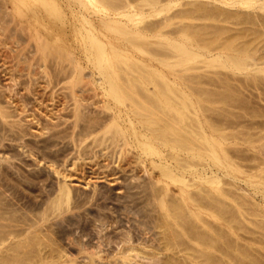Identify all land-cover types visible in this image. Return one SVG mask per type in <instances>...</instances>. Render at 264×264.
Masks as SVG:
<instances>
[{
    "label": "bare ground",
    "instance_id": "bare-ground-1",
    "mask_svg": "<svg viewBox=\"0 0 264 264\" xmlns=\"http://www.w3.org/2000/svg\"><path fill=\"white\" fill-rule=\"evenodd\" d=\"M37 1L41 4L42 11L45 10L44 12L48 18L50 17L48 15L53 13L60 18L59 21L68 23L71 30L70 33H72L73 37L80 43V47H77L80 48V52L84 54L85 59H87L90 65L97 70L100 75V83H102L100 85H102L104 95L108 96L112 102L107 101L103 103L104 110L108 111L110 114V121L104 122L105 120L101 117V114L96 113V111L91 114L89 112L90 106L85 104V101L83 103V100L76 96L77 98L75 97V106L73 110L74 119H72V122L67 127H62L63 125L60 126L62 128H57V124L59 126V123H56L54 127L52 126L53 129L50 135L56 139V137H60L63 133H67L69 129H73L72 131L74 132L77 128V132L83 135V137L85 134L92 136V132L98 128L97 131L100 132L93 136L94 139H92L95 143L102 146L104 145L106 148L109 146L108 144L120 146L119 152L121 154H119L122 156L121 158H125V160L128 161L136 156L134 153L136 152L139 154L138 157L141 158L142 155L145 156L150 160V163L152 162L151 164L152 166L154 165V168H158L157 170L160 173V175L159 173L158 175L160 177L154 180L151 188L152 190L156 188L161 191L157 192V190H154L153 192L156 191L157 194L163 192L164 197L162 196L163 198L161 197L160 199L157 197L154 198L152 192L151 196H153L154 199H159V202L157 200V202H154L159 204L158 207L163 209V211L160 210L162 211V215L159 214L161 215V230L158 240H160L161 246L159 247L166 252L164 264H264V251L262 254L261 250L259 252L257 249V254H254L246 249V246L240 247V243L238 242L237 244L236 240L238 237L234 239L235 237L233 238L231 236L232 233H229L230 230H225L226 227H223L221 224H216L215 226L210 223L212 221H206V219L202 217V209H207L209 215L214 217V220L221 219L232 228L237 227L236 224L241 225V220L238 221L239 219L237 220L236 218L237 208L235 209L234 205L232 206V203L228 201L232 190L230 188L225 189L227 187L224 188L222 186L223 180H221L222 175H228L232 179L239 178L238 174L235 176L234 171L243 173L244 182L247 183L250 188H253V190H251L253 194H249V197H245L246 199L243 200H249L247 208L253 211H264V161L259 159L262 156L258 158L256 154L246 155V153H244L248 156L245 157V155L241 156L243 152L240 154L237 151V160L235 161L234 156L226 146L227 142L230 141L229 134L224 133V130V132H222V128L219 127L217 122L215 123L212 121L215 119L213 117L218 115V112H215L216 115L211 117L213 119L210 120L211 118H208L205 113V109L208 107L204 106L206 104H203L202 99L194 100L195 97H193V93L191 94L184 89V87H187V89L194 90L196 87H199L198 85L202 83V76H205V73L200 71L201 68H204V70L206 68V71L207 68H212V73L215 74L214 77H216V75L219 76L222 72L221 70H229L233 74L243 75L250 84H264V0H186L185 2H180L184 7L173 14L163 13L168 11L172 6V0H167L165 3L161 0H65L67 9H64L65 7L63 8V6H65L63 5L64 2L60 0H0V4L5 6L7 2H10L13 5L12 7L16 11L13 10L15 12L14 14L17 16L13 19L16 22V26H18L16 31L19 28L21 33L25 35V31H23L25 30L24 23L19 17L22 18L25 15V11L29 9V12H26V17H28V19L30 18V20H32V18H34V20L38 19L40 9H36L32 5V2H36L37 4ZM24 6L25 8L27 7L26 10L23 9ZM224 6L226 8L229 7L230 12L225 11L223 8ZM231 8H236L237 11ZM162 13L164 15L160 16L159 19L156 17L157 20L155 21L148 19L149 16H157ZM12 14L13 12L11 16H13ZM3 17H6L4 13ZM175 18L177 20H174ZM228 18H235L237 20V41L235 38H232L231 35H225L231 28L224 23V20L228 21ZM196 19L205 20L207 22H194ZM221 21H223L224 24H221ZM61 22H59V24H61ZM53 24H56L55 21ZM170 25L174 26H172V28L170 27V29H166V27ZM47 26H49V24ZM44 29V33L36 29L30 34L31 36L28 34L36 43H33L36 45V47L34 46L36 49V56L34 55V58L36 57L42 60L41 62L45 60L48 61V58H53L56 61L55 67L57 68L55 69L56 72L57 70L59 71L58 73H62V71L67 72V68H64V63L67 60V65L68 63L71 65V67L68 68L71 69L69 71V76L72 73L73 78L72 81L68 79L70 80V84L67 83L68 90L64 87L65 90H70V92L74 94L77 92H75L77 87L79 88L80 86V89L83 88L82 84L85 89L86 86H89L87 84L91 80L89 81L87 79V84H84L85 82L80 83L81 80H83L80 78V72L82 71L80 68L81 64L79 63V65L77 61L75 62L76 58L74 60L71 57V53H68L70 49L66 50L56 44V39L54 40L55 43L50 42L51 40L48 41L47 36L54 33V31L49 30L50 28L48 27ZM0 33L1 37H6V26H1ZM2 41L4 43V39ZM133 52L141 56H133ZM17 56L18 55H16V57ZM72 56H74V53ZM25 58L26 57L23 59L24 61L26 60ZM55 61H53V63ZM154 61L157 62V66L153 64ZM26 63L28 64V62ZM82 69L84 68L82 67ZM187 70H195V72L187 74L185 73ZM82 76L85 77L84 75ZM204 76L203 78L205 79ZM212 78L213 75L209 77L210 80ZM58 80L60 79L58 78ZM218 80L221 84L223 83L224 86H227L226 92L228 91V93L224 92L222 95L221 92V94L219 95L218 93L219 96L216 97L214 95H217V93H214L212 97L210 90L208 92V89L203 87L206 91L199 89L200 93H198L199 91L197 90L198 95L200 96L202 93V96L204 98L206 97V99H208V97H212V100L216 98L214 101L220 98L222 102L226 97L228 100L230 96L233 97V95L227 96L231 91V86L227 83L229 80L228 76L225 75ZM65 83L66 82H64V84ZM53 85L55 86L56 84ZM53 85L51 87H54ZM202 86L204 85L202 84ZM86 89L88 91L87 87ZM65 90H63V93ZM92 91L93 89L90 92ZM66 93L67 92H65V94ZM67 94L72 97V95H69L70 93ZM80 100H82V102ZM220 100L218 101L220 102ZM88 101L86 103H88ZM201 101L202 103H200ZM97 105L100 106L99 104ZM4 108L0 105V114L6 117L7 110L5 111ZM208 110V114L214 111L212 108H208ZM222 111H220L219 114ZM225 112L226 111H224V113ZM9 113L10 112L7 114ZM200 113H203V117ZM204 114H206V116ZM241 114H243V112L241 113L240 111L239 115ZM251 114L254 113L251 112ZM243 115L245 116V114ZM222 118L221 116V119ZM240 119L241 118H239V120ZM223 120L225 121V119ZM228 122L227 124L229 125ZM51 124H53V122ZM102 125L103 127L100 130L99 127ZM208 129H210L209 132ZM249 131L251 130L249 129ZM48 132H50V130ZM231 136L234 139L235 136ZM259 136L257 142L261 139ZM240 138L237 136V140H240ZM243 138L244 139L241 141L246 142L249 146H258L249 133L248 136H243ZM75 141L77 142V140ZM253 142H255V145L252 146V144H254ZM261 142L259 143L263 146ZM81 143L83 144V142ZM91 143H93V141ZM237 143L239 142L237 141ZM230 144L232 143H229V145ZM260 144L258 146L259 149H261ZM82 146L86 147L84 144ZM104 146L103 148H105ZM88 148L89 147H87V149ZM92 148L93 146L91 149ZM84 150L86 151L85 148ZM253 153H256V151ZM106 154H108V151ZM241 159L249 162L247 165L245 163L247 170L241 168L242 163L238 162V160ZM199 164L201 168H198ZM189 175H191V178ZM161 180H163L164 184L161 183ZM152 181L153 180H151V182ZM171 184L179 186L178 194L176 193L177 195L173 193L170 186ZM195 185L197 189H194V191L188 189L190 186ZM70 189L68 182L64 180V182L59 185V196L56 201L54 200L55 203L53 204L57 205L64 198L70 197L71 195L69 196V194L70 191H72ZM242 190L244 192V189ZM1 194L2 192L0 195ZM157 194L154 193V195ZM255 195L260 196L259 198L262 199L263 205L259 204L255 199ZM0 200H2V198H0ZM238 201L239 200H237V203L235 201V203L241 207L242 205H240ZM240 201H242V199ZM2 205H0V264H43L46 257L49 256V253L52 257L56 256L54 247V249H52L50 246V250L44 251V243L42 242H45V240L43 239L42 241L41 236L40 239L38 237L36 240V238H32L35 237L34 235L31 237L32 234H29L26 238L18 240V237H20L18 236L16 237L18 239L15 240L14 237L17 236L15 232L17 233L19 230L15 227L19 218H16L17 223L14 226L16 216L14 217L13 215L12 217L10 213L8 215V213L2 209ZM246 210L247 209H245V212ZM257 213L255 215H257ZM259 213H261V211H259ZM243 214L245 213H242L241 209H239L238 217L240 216L241 218ZM260 217L259 218L263 220L264 214L260 215ZM27 229H29V227ZM246 231L249 230L246 229ZM246 231L243 232L246 233ZM256 232L257 230H255V233ZM35 234L38 236V233ZM262 237L260 236L262 239L259 238L260 240L258 241L262 242L263 240L264 242V236ZM256 239L255 237V240ZM241 240L239 239V241ZM48 244L45 243V245ZM40 245L43 246V250L40 249L41 247L39 248ZM253 247H255V245ZM261 249H264V244H262ZM237 252L239 253V256L237 255L238 258L237 256L235 257ZM56 254L58 255V253ZM225 256H228L229 260H225ZM56 258H58V256ZM56 258L54 257L53 261ZM127 259V257H124L122 263H119L130 264V260L128 262Z\"/></svg>",
    "mask_w": 264,
    "mask_h": 264
},
{
    "label": "rangeland",
    "instance_id": "rangeland-1",
    "mask_svg": "<svg viewBox=\"0 0 264 264\" xmlns=\"http://www.w3.org/2000/svg\"><path fill=\"white\" fill-rule=\"evenodd\" d=\"M60 1L64 2V4L61 2L63 5H65L63 6V8L65 7L64 9H67L66 1ZM161 1H163V3L167 2V0ZM181 1L185 2L186 0H172V6L168 11L163 13L173 14L178 12L182 7H184L182 4H180ZM35 4L36 2H32L33 7H35L36 9H40L39 18L35 19L36 21L34 20V18L30 20V18L28 19V17H26V12H29V9H27V7L25 8V6L23 7V9L27 10L25 11V15L23 16L24 19L23 17H19V19H21V21L24 23L23 25L25 27V30L23 31H25L24 33L26 36L21 33V30H19V28L16 31V28L18 26H16L15 20H13L16 16L14 14L16 11L12 7L13 5L10 2H7L5 6L0 4V28L1 26H6V37L3 38V36H0L1 41L4 39V43L3 41H0V105L3 108L6 106L4 108L5 111L7 110V113L10 112L9 114L6 113V117L5 115L1 116L0 114V193L2 192V194L0 195V198H2V200H0V205L4 203L2 205V209H4L5 212L8 213V215L10 213L12 217L13 215L14 217L16 216V222L14 223V226L17 223L16 218H19L20 220H18V223L15 227L19 230L17 232L18 234L15 232L17 236H15L14 238L15 240H17L18 238V240H21L23 238H26L27 235L29 236V234H32L31 237L34 235L35 237L32 238H36L37 240L38 237L40 239L41 236L42 241L43 239L45 240V242H42L44 243V251L50 250V246L52 249L55 248L56 253H58L57 255L55 252H53L56 255L54 256L55 258L58 256V258L55 259L56 261H53L54 257L50 256L51 254L49 253L50 258L49 256H47L45 259L46 262L44 261L43 264H118L119 262L122 263V259L124 257L128 258V262L130 260V264H164L166 252L160 248V240H158L160 238L159 235L161 230L160 216L162 215L163 209L161 207H158L159 204L155 203L162 196L164 197V193L162 192L157 194L159 190H157L156 188L152 190L151 188L154 180L157 177H160V173L157 170L158 168H154V165L152 166L151 164L152 162L150 163V160L145 156L142 155L141 158L138 157L139 154H137L136 152L134 153L138 158L136 156L135 157L141 161L137 160L135 157L128 161L125 160V158H121L122 156L119 152L121 148L120 146H117L115 144H108L109 146L107 145V148L104 145L103 146L105 148H103L102 145L95 143L92 139H94L93 136L100 132L97 131L98 128L97 130L93 131L94 133L92 132V136L89 134H85L83 137V135L77 132V128L74 130V132L72 131L73 129H69V131H67L68 134L65 132L60 137H56V139L50 135L56 123H59V126L57 124V128H62L67 127L72 122V119H74L73 110L75 106L76 96H78V98L80 97V99L83 100V103L85 101V104L90 106L91 109L89 108V112L91 114L95 111L96 113L101 114V117H103V119L105 120H103L104 122L110 121V114L108 111L104 110L103 103L107 101L111 102V100L108 96L104 95V90L102 88V85H100L102 84L100 83V75L98 74L97 70L94 69L92 65H90L87 59H85L84 54L80 52V43H78L79 41L75 37H73L72 33H70L71 30L68 23L59 21L60 18H58L56 14L54 15L53 13V15L47 14L48 16H50L48 18L46 16V13L44 12L45 10L42 11L41 4H39L38 1L37 4ZM223 8L225 9V11L230 12L229 7L226 8L224 6ZM231 9L237 11L236 8ZM2 12L6 17H3ZM12 12L13 16H11ZM163 13L157 16H149L148 19L155 21L157 20L156 17H158L159 19L160 16L164 15ZM174 20L177 19L175 18ZM196 20L194 22H207L200 19ZM54 21L56 23L55 25L53 24ZM59 22H61V24H59ZM221 22L219 23H225V25L227 24L231 27L225 33V35H231L232 38H235L237 41V20L235 18H228V21L224 20V23L223 21ZM48 24L49 26H47ZM172 26L174 25H170L166 27V29H170V27L172 28ZM46 27L50 28L49 30H53L54 33H56L49 34L47 36L48 41L51 40L50 42H54V40L56 39V44L65 48L66 50L70 49L71 51L69 50L68 53H71V57L74 60L76 58L75 62L77 61L78 64H81H79L82 70V74L80 72V78H82L83 80L80 79V83L85 82L84 84H87L86 82L88 80H91L87 84L89 86L85 85L88 88V91L86 87L84 89L83 84V88L80 89V86L79 88L77 87L75 89V92H77L74 94H72L70 90L66 91L68 90L67 83H69L70 80L72 81L73 78L72 73L69 76V71L71 69L68 68H70L71 65L70 63H68L67 65V60L66 62L64 60L66 65L63 62L64 68H67H65L67 72L62 71V73H58L59 71L57 70L56 72L55 69L57 68L55 67L56 61L53 58H48V61L43 60L44 62H41L42 60H39L36 57L34 58V55L36 56V45L34 44L36 43L34 39L30 37V34L36 29L43 32L45 30L44 28ZM73 53L74 56H72ZM16 55L18 56L16 57ZM134 55L141 56L140 54H135V52H133V56ZM24 57H26L25 59L28 60L25 61L28 62L29 65L23 60ZM53 61L55 62L53 63ZM153 64L157 66V62L154 61ZM82 67L84 69H82ZM201 69L200 71L205 73V76L203 75L205 79L202 76V83L198 86L200 87L202 86V84L204 86H202L201 88L196 87L194 90H191L189 88L187 89V87H184V89L191 94L193 93V97H195L194 100L202 99L203 104H206L204 105L205 107H208L210 109L212 108L214 110V113L211 111L212 113L210 112V114H208V108L205 109V113L207 114L208 118L215 116V112H218V115H216V117H213L215 119L211 118L210 120L213 119L212 121H214L215 123L217 122L219 127L222 128V132L225 131L224 133L229 134L230 141L227 142L226 146L229 149L230 153L234 156L235 161L237 160V151L240 154H242L243 152L241 156H244V153H246V155L256 154L258 158L262 156L259 159H262L264 161V84H250V82L246 80L243 75L241 76L234 73L236 75L235 76L229 70H221L222 72L219 76L221 78L225 75L228 76L229 80L227 83L231 86L230 88V86L228 85L231 91H233H230L233 94L229 92V95L227 94V96L229 97L230 95H233V97L230 96L229 100L226 99V97L225 100L223 99L224 103L222 102V99L220 100V98L218 99L220 100V102L218 100L214 101L216 100V98L213 100L211 99L214 93H217V95H214L215 97L219 96L221 92L223 95L227 90V86H224L223 83L222 85L221 82H219L218 79H220V77L218 75L214 77L215 74L212 73V68H207V71L206 68L205 70L204 68ZM194 72L195 70H187L185 73L191 74ZM82 75H84L85 77H83ZM212 75L214 80L213 78L211 80L209 79V77H212ZM58 78L60 80H58ZM237 78H241L240 82ZM64 82L66 83L64 84ZM53 84L56 85L54 86ZM52 85L54 87H51ZM90 85L92 86V88ZM64 87L67 89L65 90ZM203 87L205 89H208V92L210 90V94L212 95V97H208V99H206V97L204 98L202 96V93L200 96L198 95V93H200L199 89L205 90L203 89ZM90 88L91 90L93 89V91L95 89L96 90L94 92H90ZM63 90H65V92L67 93H70L69 95H72L73 98L68 96L67 93H63ZM226 93H228V91ZM71 99L74 101H72ZM82 100L80 101L82 102ZM87 101L88 103H86ZM202 101L200 103H202ZM97 104H99L100 106H98ZM218 110H223L220 113L222 115L219 114L220 111ZM247 110L249 113L247 112ZM224 111L226 112L224 113ZM240 111L241 113L243 112L246 117L243 114L239 115ZM245 112H247L249 115ZM251 112L255 115L251 114ZM202 114L200 113V115L203 117ZM206 114L204 115L206 116ZM221 116L223 117L222 119ZM239 118H241L242 120H239ZM223 119H225V121ZM221 120L226 124L229 121V125L227 124L226 126V124ZM52 122L53 124H51ZM249 124L252 125L250 126ZM102 127L103 125L100 126L99 129L101 130ZM249 129L251 131H249ZM49 130L50 132H48ZM237 130L240 132H238ZM209 131L210 129H208V132ZM248 133L254 138L256 145L259 146V142L262 141L261 143L263 144V146L260 144L261 149H259L258 146H253L255 145V142H253V147H251L246 142L241 141L242 139H244L243 136H248ZM259 133H261L262 135ZM231 135H233V137L235 136L234 139ZM236 135L239 138H242H240V140H237ZM257 135H260L259 137H261L258 142L257 139L259 138ZM74 139L77 140V142ZM92 141L93 143H91ZM237 141L239 143H237ZM81 142H83L86 147H83V144ZM79 143L83 148L79 146ZM229 143L232 144L229 145ZM91 145L93 146L92 149ZM87 147H89V151L91 149V153L88 151ZM84 148L86 149V151L84 150ZM102 149L105 150L103 151ZM107 151L108 154L110 153L109 155L106 154ZM252 151H256V153H253ZM246 155L245 157H248ZM132 160L134 161V163ZM238 162L242 163V169H246V165L249 163L242 159L238 160ZM198 168H201L200 164L198 165ZM56 170L59 172H57ZM239 173L240 172L234 171L235 176H237L238 174L239 178H241H236L237 180L239 179L238 181L236 179H232L228 175H222L221 180H223L222 186L224 188L227 187L225 189L230 188L232 190L231 194L233 195L230 194L228 198L229 203H232L231 205H234L235 209L237 208L236 210L239 211V209H241L242 213H245L243 214V216H241V219L240 216L238 217L237 211L236 218L237 220L239 219L238 221L241 220V225L236 224L237 227L232 228L221 219L214 220V217L209 215V211L207 209H202V217H204L206 221H212L210 223L215 226L216 224H221L223 225V227H226L225 230H230L229 233H232L231 236L233 238L235 237L234 239L238 237L236 240L237 244L238 242L240 243V247L246 246V249L254 254H257V249L259 252L261 250L262 253L264 249L261 248L264 242L263 240V243L258 240L262 239V236H264V230H262L264 229V219H260V215L264 214V211H253L247 208L249 200H246L247 202L243 200L246 199L245 197H249V194H253V191H251L253 190V188H250V186L244 182V174ZM189 177L191 178V175H189ZM64 180L68 182V185L71 188L70 190H72L69 194V196L71 195V198H64L60 203L55 205L53 203H55L54 200L56 201L58 199L59 185L63 183ZM151 180L153 181L151 182ZM161 183L164 184L163 180H161ZM170 186L173 190V193L178 194L179 186L172 184ZM188 189L194 191V189H197V186H190ZM242 189H244V192ZM154 190H157V192H153ZM151 192L154 198L157 197L159 199H154L153 196H151ZM154 193L157 195H154ZM259 197V195H255V199L259 202V204L263 205V201ZM238 198H241L242 201H240L241 199ZM237 200H239L238 203L242 205L241 207L238 204L236 205ZM244 203L246 207L244 206ZM245 209H247L246 212ZM259 211H261V213H259ZM256 213L257 215H255ZM25 226L27 228L29 227V229H27ZM246 229L249 231H246ZM255 230H257V232L259 233H255ZM243 231L249 233L246 234ZM252 232L255 235H253ZM35 233H38V236ZM246 235L248 236V238ZM260 236L262 238H260ZM255 237L257 238L256 240ZM239 239L242 240L239 241ZM45 243H49L50 245H45ZM254 245L255 247H253ZM43 246L40 245L39 248L41 247L40 249L43 250ZM237 255L239 256L238 252L236 253L235 257ZM225 257V260H229L228 256Z\"/></svg>",
    "mask_w": 264,
    "mask_h": 264
}]
</instances>
